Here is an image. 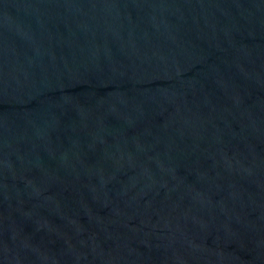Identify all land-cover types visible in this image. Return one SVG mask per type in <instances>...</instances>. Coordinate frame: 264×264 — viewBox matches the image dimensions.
<instances>
[{"label":"water","instance_id":"95a60500","mask_svg":"<svg viewBox=\"0 0 264 264\" xmlns=\"http://www.w3.org/2000/svg\"><path fill=\"white\" fill-rule=\"evenodd\" d=\"M0 264H264V0H0Z\"/></svg>","mask_w":264,"mask_h":264}]
</instances>
